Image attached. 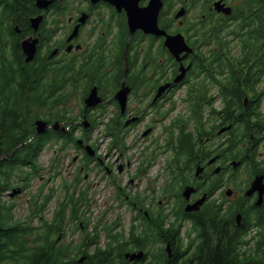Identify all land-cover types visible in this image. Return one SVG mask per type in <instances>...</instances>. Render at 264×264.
I'll return each mask as SVG.
<instances>
[{
  "label": "flooded vegetation",
  "instance_id": "obj_1",
  "mask_svg": "<svg viewBox=\"0 0 264 264\" xmlns=\"http://www.w3.org/2000/svg\"><path fill=\"white\" fill-rule=\"evenodd\" d=\"M8 1L13 6L8 23L18 28L19 46L28 41L34 53L24 63L20 47L5 50L11 95L0 91L1 105L9 98L14 103L15 82L39 114L33 123L44 119L48 115L37 103L53 76L56 98L66 102L55 104L54 115L45 119L50 125L58 122V130L17 132L29 135L19 146L31 144L20 162L11 160L13 153L0 152V166L25 171L9 181L0 178L7 187L0 193V218L4 206L26 194L28 213L66 218L58 244L79 212L90 213L96 188L104 183L118 202L109 204L101 218L120 205L131 218L124 231L120 218L107 222L121 235L118 240L93 228L90 237L102 234V249L125 248L110 258L95 256L97 264L205 263V247L197 257L196 243L185 241L181 247L178 238L196 239L188 215L205 214L207 206L228 213L224 230L235 240L232 254L244 264H264V0H48L44 8L37 0ZM21 61L20 71L14 70ZM30 86L25 93L22 88ZM89 96L91 106L85 102ZM2 114L7 123L12 120L10 111ZM99 125L100 135L109 139L107 151L94 133ZM41 141L46 142L37 152ZM167 151L172 156L162 167L168 181L184 184L177 197L163 195L155 203L152 193L151 198L137 196L135 172L120 184L118 175L128 166L153 167L157 154ZM185 188L193 189L188 197ZM12 192L16 195L10 197ZM201 198L199 210L186 213L185 207ZM156 216L164 218V226H154ZM80 226L84 231L83 222ZM78 243L72 240L73 246ZM136 252H142L140 259L125 257Z\"/></svg>",
  "mask_w": 264,
  "mask_h": 264
},
{
  "label": "trees",
  "instance_id": "obj_2",
  "mask_svg": "<svg viewBox=\"0 0 264 264\" xmlns=\"http://www.w3.org/2000/svg\"><path fill=\"white\" fill-rule=\"evenodd\" d=\"M13 15V6L8 0H0V67H8L6 62V57L4 55L7 48L15 51L18 47L14 43L16 40V35L13 31V27L8 23L9 18ZM12 66V63L10 64ZM22 66V62L14 63V70H19ZM56 77L53 76L51 79H47V84L44 93L41 95V103H37L42 106L46 112L47 119L50 120L54 115L55 104H59L63 100L56 98V91L54 87ZM15 82L12 83L11 87L15 90L17 87ZM6 86L2 87L0 91L5 89ZM33 89V86L22 88L25 93L28 89ZM15 101L14 103H8L0 105V112L10 111L12 120L7 123L4 119V114L0 116V152L3 154L11 153L15 150V154L11 160L16 162L23 154L29 155L31 144H24L23 147H19L21 143H26L29 135H23V133L18 131L33 130L32 120L35 115V109L32 107V102L29 97H27L23 92L14 91ZM20 93V95H19ZM19 120V121H18ZM18 121V123H17ZM9 131L8 135L2 134V132ZM42 147V144L37 145V152ZM25 171L21 167L10 166L3 167L0 166V178L4 177L5 180L9 181L10 176L18 175L22 176ZM14 181V179H13ZM184 187V184H178L173 182L165 186V190L175 197L180 193V190ZM6 185H1L0 191H3ZM39 203H37V206ZM39 212L40 207L37 208ZM78 209V208H77ZM80 210V209H78ZM191 218L192 232H195L197 237L195 240H186L185 236L178 238L181 243L188 241L189 245L195 244L194 251L196 256L199 257V252L202 247H205L207 254V261L205 263L197 261L200 264H244L242 260L238 259L237 256L232 254L234 251L231 248V244L235 242L231 234L227 235L224 227L227 226L228 213H221L220 208H214L212 206L206 207V213H198L195 217L188 215ZM77 218L74 217L72 221ZM78 220L81 218L78 214ZM26 220H16L13 207L7 209L2 217L0 224V264H75L76 258L82 254L89 255L88 251L92 242L98 240V235L95 234L92 237L89 236L91 232L87 230L90 225L89 218L84 221L83 226L85 231H87V237H84L82 241L77 245L73 246L72 242H65L63 238L55 244V238L60 234V227L62 226L60 218L45 219V221L38 220L37 224L33 223V219ZM100 223L98 222L95 226V231L104 230L108 233V237L113 239H118L120 234H114L112 228L108 229V225L105 223L101 225L103 228H99ZM164 226V218L162 216L154 217V226ZM111 227V226H110ZM175 228V225H171ZM178 227V231L180 230ZM82 227L79 223H74L70 233L75 231H80ZM187 238H190V234H187ZM205 243V245H204ZM123 250L121 247H109L106 251H101L100 247H96L92 255L89 256V260L85 264H97L95 261V256L101 257H111L116 251ZM101 251V252H100ZM213 257L214 259H211ZM159 259V258H158ZM155 264H165V263H155ZM168 264V263H167ZM183 264V263H181Z\"/></svg>",
  "mask_w": 264,
  "mask_h": 264
},
{
  "label": "rangeland",
  "instance_id": "obj_3",
  "mask_svg": "<svg viewBox=\"0 0 264 264\" xmlns=\"http://www.w3.org/2000/svg\"><path fill=\"white\" fill-rule=\"evenodd\" d=\"M47 29H49L51 27L50 24V19L47 21L46 26ZM6 69H1L0 70V86H2L9 78L7 77V74L5 72ZM71 105V104H69ZM63 108L65 109L66 107L63 105ZM104 130V128L99 125V126H95L94 129V133L98 135L99 138H101V143L102 145V151H107L108 149V144H109V139L106 138L102 135H100V132H102ZM130 139H126V141H129ZM162 146V144H161ZM153 151V149H148L146 152H144L143 154V158H142V164H145L148 161V156H150L151 152ZM169 151V150H168ZM166 153H159L157 154V158L154 161V166L150 167V168H144V166H138V168L135 169L136 164H134L133 166H128L126 168V171L123 172L122 174L118 175V179H120V184L125 185L129 178L133 177V174L135 172V176H136V186H135V194L137 196H143V197H150L151 198V193L154 195V201L155 203H157V201L159 199H162L163 195H167L168 198H173L171 197V193L167 192L165 190V186L167 184H170L171 182L168 181L167 179V175H166V169L164 167H162L163 163L165 162L166 158H171L172 154L169 152ZM131 152V160H134V154L137 153L136 149L130 150ZM50 151L48 150L46 152V157L49 156ZM117 156V154H116ZM111 157L114 158L115 155L113 153H111ZM45 159V156H42L39 159V162H42ZM137 161V160H136ZM145 170V172H144ZM104 183H102V185H100L99 187H97V191L95 192L96 195L94 197V205L91 208V214H90V223L91 225L89 226V231L91 232L92 227L97 223V220L100 219L102 213L105 211L106 207H108L109 204H114L115 202H118L116 200L112 201V194L111 191L114 189H110V187H107V185L103 186ZM151 191V192H150ZM26 194L23 195L22 197L19 198V201L17 202L18 206L15 210V215L17 218H22L27 214V211L24 210L25 206H24V202H25V198H26ZM171 203H169L170 205ZM168 205V206H169ZM120 208L118 209V211L116 212H111L108 213L105 216L104 221L105 222H110L112 219H117L120 218L122 221V230L124 231L129 224V219L131 218L130 216V212L128 211H124L123 208H121V205L119 206ZM118 213V214H117ZM117 216V217H116ZM133 220V218H132ZM37 220H35V218L33 219V223L37 224ZM86 235V232H80V231H75L74 234H69L68 237L66 238L65 242H69L70 240H73L74 242L78 239V241L80 242L81 239H83ZM106 238V237H105ZM103 236L101 234V237L99 238V242L102 245L104 240H103Z\"/></svg>",
  "mask_w": 264,
  "mask_h": 264
},
{
  "label": "water",
  "instance_id": "obj_4",
  "mask_svg": "<svg viewBox=\"0 0 264 264\" xmlns=\"http://www.w3.org/2000/svg\"><path fill=\"white\" fill-rule=\"evenodd\" d=\"M50 3H51V1H48V0H37V2H36L37 6L43 7V8L46 7L47 5H49ZM155 3L156 2H154V7L157 6V4H155ZM158 9H159V7L155 9V15L157 14ZM33 21H39V18L38 19H34ZM154 22H155V19H154ZM21 47H22L23 52H24V54L26 56V62L29 61V60H31V58L33 56V53H34V46H33V44L28 43V41H23L22 44H21ZM85 102H86V105L87 106L93 105L94 104L93 103V96H89L85 100ZM35 126H36V134H42V133H44L49 128V125L47 124V122L42 121V120H37L35 122ZM57 126H58V124L55 123L53 125V129H57ZM87 149H88V152L90 154H92V151L89 148H87ZM191 192H193V189L192 188H186L183 191V195L186 196V197H188ZM13 195H14V192H12L10 194V196H13ZM228 195H230V194L228 193ZM203 199L204 198H201V199L197 200L196 202H194L193 204L187 205L185 207V211L186 212H191V211L198 210L200 208L202 202H203ZM125 257H127V258L129 257L130 260L140 259L142 257V252L132 253V254H126ZM84 259H85V257H81V258H79L78 262L81 263V262L84 261Z\"/></svg>",
  "mask_w": 264,
  "mask_h": 264
},
{
  "label": "bare ground",
  "instance_id": "obj_5",
  "mask_svg": "<svg viewBox=\"0 0 264 264\" xmlns=\"http://www.w3.org/2000/svg\"><path fill=\"white\" fill-rule=\"evenodd\" d=\"M129 69V68H128Z\"/></svg>",
  "mask_w": 264,
  "mask_h": 264
}]
</instances>
